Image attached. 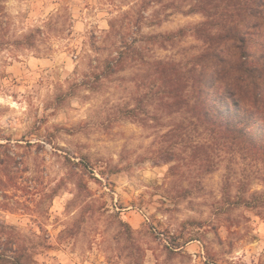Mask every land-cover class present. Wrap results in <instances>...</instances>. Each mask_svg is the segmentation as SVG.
<instances>
[{
  "label": "rangeland",
  "instance_id": "rangeland-1",
  "mask_svg": "<svg viewBox=\"0 0 264 264\" xmlns=\"http://www.w3.org/2000/svg\"><path fill=\"white\" fill-rule=\"evenodd\" d=\"M101 2L116 3V0ZM119 2L128 4L133 3V0ZM192 2L193 0H176L172 5L168 2L160 4L158 0H135L131 12L108 19L99 16L95 10H90L87 17H83L79 0H0V87L7 79L10 80L11 86L18 90L10 95L0 93V129L5 122L14 126V122L20 119L18 113L26 105L19 102V95L24 92L27 82L48 81L51 76L58 73L61 64L65 70L71 72L72 60L64 54V49L69 45H71L68 48L69 53L80 61L81 74L88 78L86 84L93 92L91 99L94 101V107L86 113L93 135H104L114 120H119L126 129L129 125L135 124L153 130L167 127L169 117L182 121L184 115L178 114L175 108L169 110L163 107L164 100L162 101L160 95L156 97L150 94L151 83L155 77L149 76L154 73L153 64L156 62L166 64L183 62L188 63L189 68L194 66V59L202 52L203 44L191 35V30L204 18L200 14H186L185 11L190 9ZM43 4L69 6L53 9L48 16H43V9L38 7ZM115 19H120L118 26L124 27L118 36L115 33L110 34V23ZM45 30L56 37L51 46ZM181 30H185L183 35L180 34ZM123 37L134 43L141 56L131 54L125 67L120 68L116 74L108 75L105 66L108 60L117 56L115 45L118 47L122 45ZM5 55L8 57L7 60ZM5 68L9 70L7 73L4 72ZM17 80L20 81L19 84L16 83ZM156 85L155 92L159 90L160 83ZM62 96L63 93H58L57 99ZM112 101L115 103L109 107ZM6 103L14 104L15 109L4 107ZM130 104L133 106L130 107ZM5 117L8 118L7 121ZM149 120L152 124L148 123ZM173 131L165 135L164 143L151 156L137 161L140 164H150L152 168L171 165L168 168L170 180L168 187L164 188L153 181L147 202L150 206L153 197H160L156 200L160 205L156 213L169 216V226L165 228L160 222L149 223L144 235L157 246L163 244L169 260L180 255L173 249L191 244L194 251V245L206 238L208 229L219 243L218 227L222 222L221 217L229 227L242 228L245 235L253 230L264 235V197L254 196L251 200H245L239 196L233 199L231 194L233 182L238 178L237 155L240 156V163L248 156L226 149L200 151L193 158H188L193 150L178 146L176 143L179 138ZM39 139L37 136V140ZM26 141L27 135H20L17 138L15 133L6 135L0 130V145H3V148H0V162L5 161L4 165H0V175L9 179V184H4L0 180V197L12 204V207L8 204L0 205V251L8 258L5 264H16V260L21 261L27 251L23 247L13 251L14 243L18 240L31 243L28 235L21 236L15 226L3 222L2 212V210L13 212L22 207L18 201L14 202V196L9 197L5 192L9 185L15 187L17 180L29 183L23 175L28 172L25 165L29 157L33 155L39 157L45 152L42 145ZM198 141L204 142L205 139L198 138ZM51 147L59 151L57 146ZM33 148L35 153L32 151ZM135 149V143H128L122 156L133 153ZM209 161H214L215 171L212 173L201 171L200 166L207 165ZM188 165L194 167L198 179L194 184L185 187L187 177L181 168ZM116 172V169H109L107 175L112 176ZM215 193H220L221 199L215 203L213 210L205 219L206 205L199 203V198L211 197ZM245 201L249 204L246 205ZM144 206V201L141 200L139 207ZM133 209L136 210V205H133ZM134 219L138 221L139 215ZM149 219L155 220L156 214ZM213 219L216 223H213ZM173 225H177L175 231ZM161 228L163 231H160ZM202 229L205 231H201ZM28 231L31 232V229ZM80 231L79 224L73 225L61 233L60 239L71 240L78 237ZM13 233H16L15 237ZM259 239L260 236H253L249 243H258ZM165 241L167 243H164ZM84 243L88 245V251H92L91 243L86 237ZM41 246L46 250H55L51 245ZM229 247H233L231 242ZM73 251H76L75 247ZM145 256L138 234L130 226L125 225L124 229H118L115 235L106 238L99 249L97 259L102 258L103 264H144ZM259 257L261 258L259 264H264V251L259 252ZM252 264H257V261H252Z\"/></svg>",
  "mask_w": 264,
  "mask_h": 264
},
{
  "label": "clouds",
  "instance_id": "clouds-1",
  "mask_svg": "<svg viewBox=\"0 0 264 264\" xmlns=\"http://www.w3.org/2000/svg\"><path fill=\"white\" fill-rule=\"evenodd\" d=\"M134 3L135 0L128 4H122L119 0L116 3L79 0V7L83 17H87L90 10H95L99 16L112 19L131 12ZM68 6L38 5L43 9V16H48L53 9ZM45 35L51 46L56 37L47 30ZM70 47L64 49V54L72 60L71 72L61 64L58 73L48 81L27 82L24 92L19 95V102L26 105L18 113L20 119L14 122V126L5 122L0 129L6 135L15 133L17 138L27 135L26 142L45 148L39 157L30 156L25 165L28 172L23 175L29 183L17 180L15 187L9 185L5 192L9 197L14 196V202L18 201L22 207L13 212L2 210L3 222L15 226L21 236L28 235L31 238V243L18 240L12 245L13 251L21 247L27 250L20 264H103L102 258L97 259L99 249L106 238L115 235L116 230L124 229L125 225L138 234L139 243L146 253L144 264H252L254 260L259 264V252L264 251V235L256 230L245 235L242 228L229 227L223 222V217L218 227L219 243L208 229L206 238L194 245V251L191 244L173 249L180 254L173 260H169L163 244L157 246L144 235L149 223L160 222L165 228L169 226V216L156 213L160 207L156 200L160 197H153L150 206L147 202L153 181L164 188L168 187V168L171 165L152 168L150 164L137 161L151 156L164 143L165 135L177 125L182 123L189 127V120L169 117L167 127L155 130L135 124L126 129L119 120H114L104 135H93L86 115L94 107L91 99L93 92L86 84L88 78L81 74L80 61L69 53ZM5 59H8L7 55ZM256 59L259 62L256 72L248 74L238 68H229L226 70L225 82L236 92L244 107L264 114V54H258ZM8 71L4 69L5 73ZM16 91L7 79L0 87V93L5 95ZM58 93H63L62 98L57 99ZM114 103L110 102L109 107ZM4 107L15 109L14 104L6 103ZM7 119L5 117V121ZM148 123L152 124V121ZM130 142L135 143V151L122 156L125 146ZM51 145L57 146L59 151ZM32 151L35 153V148ZM53 152L56 154L52 155ZM236 167L238 178L231 189L233 199L239 196L245 200H251L254 196L264 197V157L248 156L240 163V156L237 155ZM109 169H116L117 172L108 176ZM181 171L187 177L185 187L198 179L191 165L182 166ZM0 180L9 184L7 176L0 175ZM220 199V193L199 198L198 202L206 205L205 219ZM141 200L145 204L143 208L139 207ZM4 204L12 207L9 201L0 197V205ZM133 205H136L135 211ZM153 214H156V219L150 220ZM137 215L138 221L134 219ZM213 223H216L215 219ZM76 224L81 229L79 236L61 240V233ZM176 227L173 225V231ZM253 236H260L258 243H249ZM85 237L91 243L92 251H88ZM230 242L233 245L231 248ZM43 244L51 245L55 250H46L41 246ZM74 247L76 251H73Z\"/></svg>",
  "mask_w": 264,
  "mask_h": 264
},
{
  "label": "trees",
  "instance_id": "trees-1",
  "mask_svg": "<svg viewBox=\"0 0 264 264\" xmlns=\"http://www.w3.org/2000/svg\"><path fill=\"white\" fill-rule=\"evenodd\" d=\"M164 2L174 5L176 0H158L160 4ZM185 12L204 18L191 30V35L202 42V52L194 59L192 68L183 62H156L154 73L149 76L155 77L150 94L160 95L163 107L175 108L189 120V127L181 123L173 129L179 138L176 144L193 150L188 158L200 151L226 149L255 158L264 157V114L244 107L225 82L229 68H238L248 74L258 70L256 58L264 54V0H193ZM119 21L115 19L110 23V34L118 36L124 29L123 25L118 26ZM184 32L181 30L180 34ZM121 44L115 45L117 56L107 61L105 72L108 75L125 67L131 54L141 56L126 37L121 38ZM157 83L160 86L155 92ZM202 137L205 141H198ZM214 164L209 161L200 169L212 173ZM6 260V254L0 251V264H5ZM20 262L16 260V264Z\"/></svg>",
  "mask_w": 264,
  "mask_h": 264
}]
</instances>
